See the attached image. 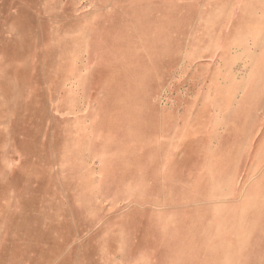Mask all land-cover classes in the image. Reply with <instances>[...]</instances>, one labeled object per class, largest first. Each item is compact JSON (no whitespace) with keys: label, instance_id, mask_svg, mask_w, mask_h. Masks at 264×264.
Instances as JSON below:
<instances>
[{"label":"rangeland","instance_id":"1","mask_svg":"<svg viewBox=\"0 0 264 264\" xmlns=\"http://www.w3.org/2000/svg\"><path fill=\"white\" fill-rule=\"evenodd\" d=\"M260 7L0 0V264H264Z\"/></svg>","mask_w":264,"mask_h":264},{"label":"crops","instance_id":"2","mask_svg":"<svg viewBox=\"0 0 264 264\" xmlns=\"http://www.w3.org/2000/svg\"><path fill=\"white\" fill-rule=\"evenodd\" d=\"M259 2V1H258ZM262 5H263V0H260V15H261V17H262V15H263V7H262Z\"/></svg>","mask_w":264,"mask_h":264}]
</instances>
